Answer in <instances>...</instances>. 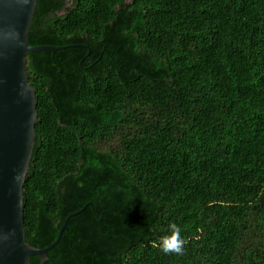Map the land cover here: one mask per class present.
<instances>
[{"label": "trees", "instance_id": "obj_1", "mask_svg": "<svg viewBox=\"0 0 264 264\" xmlns=\"http://www.w3.org/2000/svg\"><path fill=\"white\" fill-rule=\"evenodd\" d=\"M27 42L30 264H264V0H37Z\"/></svg>", "mask_w": 264, "mask_h": 264}, {"label": "water", "instance_id": "obj_2", "mask_svg": "<svg viewBox=\"0 0 264 264\" xmlns=\"http://www.w3.org/2000/svg\"><path fill=\"white\" fill-rule=\"evenodd\" d=\"M36 1L0 0V264H30L31 257L45 260L67 228L65 220L56 240L45 248L25 241L22 188L34 147L37 111L24 58L27 53L62 48L28 44Z\"/></svg>", "mask_w": 264, "mask_h": 264}, {"label": "clouds", "instance_id": "obj_3", "mask_svg": "<svg viewBox=\"0 0 264 264\" xmlns=\"http://www.w3.org/2000/svg\"><path fill=\"white\" fill-rule=\"evenodd\" d=\"M171 234L161 239L159 247L165 254L183 255L186 241L181 237V229L175 225H170Z\"/></svg>", "mask_w": 264, "mask_h": 264}]
</instances>
